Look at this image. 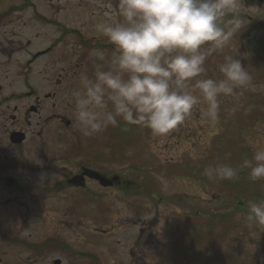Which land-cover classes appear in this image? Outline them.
Wrapping results in <instances>:
<instances>
[{"label":"rangeland","instance_id":"1","mask_svg":"<svg viewBox=\"0 0 264 264\" xmlns=\"http://www.w3.org/2000/svg\"><path fill=\"white\" fill-rule=\"evenodd\" d=\"M11 2L19 4L20 0H0V9ZM31 2L36 7L51 2L52 12L48 10L47 14L50 19H57L65 30L77 29L89 19L93 22L114 16L118 8V0ZM242 4L245 29L232 38L230 46L209 54L204 77L221 78L219 65L225 55H232L247 67L253 83L261 85L264 84V46L250 40L248 24L254 19L264 20V0H242ZM22 15L27 16V13ZM56 27L34 25L33 29L42 36L40 41L44 46ZM57 28L59 34L52 38L53 42L64 36L65 31ZM77 31L83 32L82 29ZM75 37L67 34L62 42L73 41ZM62 50L63 47L59 54ZM86 54L85 69L74 71L76 87L81 73L91 75L93 71V61L88 51ZM59 72L57 68L52 74ZM194 83L192 91L199 95ZM64 100L61 96V103L64 104ZM220 100L218 123L207 121L206 105L201 100L185 123L165 137L154 136L145 127L125 125L123 121L118 127H109L91 139L81 133L77 135V143L88 144L90 140L91 145L104 147L107 168L131 180L138 190L121 193L107 189L104 199L107 205L96 211L95 200L72 202L74 221L67 223L73 226V231L56 224L67 218L62 216L66 201L48 200L44 206L36 201L35 209H42L43 213L28 214L25 231L8 233L9 264H52L54 259H59L61 264H90L86 256L89 253L94 254L100 264H131L130 259L125 258L128 247L124 233L119 230L108 237L101 236V232L109 226L102 223L105 218L114 219L110 228L113 224L120 228L133 210L137 212L138 228L142 231L135 247V264H264V227H248L242 219L249 201L264 199V180L250 181L247 170L242 171L236 181H210L202 175L209 165L237 166L258 148H264V90L222 96ZM73 129L78 130L76 125ZM50 155H55V151ZM54 180L56 177L51 183ZM237 199L244 206H237L241 204L236 203ZM2 237L0 233V248L7 244ZM46 237L67 242L75 255L61 249L37 252L36 243ZM117 240L123 242L115 244Z\"/></svg>","mask_w":264,"mask_h":264},{"label":"clouds","instance_id":"2","mask_svg":"<svg viewBox=\"0 0 264 264\" xmlns=\"http://www.w3.org/2000/svg\"><path fill=\"white\" fill-rule=\"evenodd\" d=\"M242 7V0H118L114 16L94 25V32L112 46L111 54L90 50L92 74L81 73L70 94L81 135L90 138L123 121L165 137L185 123L201 100L207 121L215 124L222 96L264 90L237 56H224L221 78L204 77L209 54L230 46L245 29ZM193 81L199 95L192 91ZM244 170L250 181L264 180V148L237 166L209 165L202 175L210 181H236ZM242 219L248 227H264V199L249 201Z\"/></svg>","mask_w":264,"mask_h":264},{"label":"flooded vegetation","instance_id":"3","mask_svg":"<svg viewBox=\"0 0 264 264\" xmlns=\"http://www.w3.org/2000/svg\"><path fill=\"white\" fill-rule=\"evenodd\" d=\"M49 3L36 7L31 0H20L19 4L11 2L0 9V233L7 243L0 248V264H9L8 233L25 231L28 214L43 213L42 209H35L36 201L43 206L48 200L66 201L62 216L67 218L56 224L73 231V226L67 223L74 221L72 202L95 200L96 211L107 205L104 204L107 189L121 193L138 190L131 180L107 168L104 147L91 145L90 140L88 144L77 143L80 132L73 129L76 123L70 94L76 88L74 71L85 69L87 51L98 48L111 54L112 46L94 32L98 20L90 22L89 19L77 29L65 30L57 19L49 18L47 12H52ZM51 24L60 31L63 29L64 36L75 35V39L62 42V36L53 42L52 38L59 34L56 27L43 46L42 36L33 26ZM57 68L60 72L52 74ZM61 96L65 97L64 104ZM54 177L56 180L51 183ZM131 212L120 228L115 224V229L110 228L114 219L105 218L102 223L109 226H105L101 236L113 237L119 230L124 233L128 247L125 258L135 264V247L142 231L138 228L136 210ZM120 242L123 241H114ZM35 246L37 252L61 249L75 255L67 242L53 237H46ZM86 256L90 264H100L94 254ZM52 264H61V261L54 259Z\"/></svg>","mask_w":264,"mask_h":264},{"label":"trees","instance_id":"4","mask_svg":"<svg viewBox=\"0 0 264 264\" xmlns=\"http://www.w3.org/2000/svg\"><path fill=\"white\" fill-rule=\"evenodd\" d=\"M248 27L249 35L251 36L250 40L259 46H264V20L254 19L248 24ZM237 202L241 203L237 204V206H244L239 199H237Z\"/></svg>","mask_w":264,"mask_h":264}]
</instances>
